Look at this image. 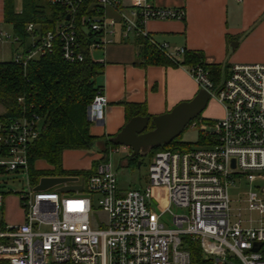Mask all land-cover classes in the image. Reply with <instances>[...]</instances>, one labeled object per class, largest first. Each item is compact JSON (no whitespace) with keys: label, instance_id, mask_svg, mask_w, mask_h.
Listing matches in <instances>:
<instances>
[{"label":"built area","instance_id":"2783aa9c","mask_svg":"<svg viewBox=\"0 0 264 264\" xmlns=\"http://www.w3.org/2000/svg\"><path fill=\"white\" fill-rule=\"evenodd\" d=\"M84 1L48 0L64 7L69 21L44 35L36 33L34 24H27V47L13 33L1 31L0 44L18 45L12 61L23 67L51 53L56 43L64 61L82 62L72 14ZM96 1L97 14L83 19L85 30L95 35L89 55L138 37L146 38L173 62L184 55L182 48L169 50L166 44L154 43L144 28L152 20L182 21L183 9L130 0L127 10L121 0ZM107 9L118 18L106 16ZM188 72L223 110L220 119L195 121L208 145L187 152L154 153L148 185L142 190H120L107 161L98 163L88 176H72L76 181L46 191H34L38 183L32 185L28 179L27 192L18 196L22 223L0 229V260L8 264H191L182 247V238L188 236L212 264H264V64H233L218 83L201 66L189 67ZM107 105L98 88L87 109L90 123L103 120ZM40 122L35 114L0 120V169L28 174L27 148L39 136ZM117 150L108 148L107 158ZM242 180L253 186L244 202L247 212L259 215L257 220L232 214L229 189ZM63 187L72 189L60 191ZM158 187L167 191V204L156 212L152 206L158 202L151 189ZM2 201L0 192V205ZM172 209L181 212L174 214ZM96 210L103 213V220L95 218ZM166 215L172 227L162 221Z\"/></svg>","mask_w":264,"mask_h":264},{"label":"trees","instance_id":"16d2710c","mask_svg":"<svg viewBox=\"0 0 264 264\" xmlns=\"http://www.w3.org/2000/svg\"><path fill=\"white\" fill-rule=\"evenodd\" d=\"M3 8L4 22L11 26L12 33L18 37L21 46H25L28 38L25 32L27 24H34L36 33L44 35L55 31L58 24L69 21L65 8L50 4L48 0H20L18 10L16 0H4ZM95 9H98L96 0H85L72 14L76 39L80 51L84 54L82 62L64 61L58 43L54 45L51 53L28 61L25 67L12 60L0 62V105L3 108L0 120L23 115L30 117L35 114L42 122L39 136L27 148L28 178L32 185H36L43 177L88 176L94 172L98 163L107 161L108 148L117 147L109 142L111 137L101 140L89 132L91 123L87 118V109L95 91L100 88L95 85V78L102 73L103 67L94 62L88 54V47L95 35L85 30L83 19L85 16L97 14ZM134 42L138 47L140 65H198L209 71L213 82H217L221 74V67L206 64L200 52H185L181 62H173L146 38L138 37ZM122 106L125 124L134 117L152 118L147 114L144 105L122 103ZM192 121L208 120L201 119L198 115ZM152 129L153 124L150 123L148 130ZM179 138L180 136L168 145L150 150L149 155L152 157L160 151L187 152L195 147L208 145L202 134L198 136L196 144L181 142ZM97 141L102 142L101 158L92 163V169H63L62 156L65 151H87ZM139 157H130L129 152L127 166L136 164ZM37 161L45 162L47 168H36ZM3 173L8 172L0 169V174ZM182 247L188 251L191 264H212V261L203 255L199 244L190 237L182 238ZM0 264L8 263L0 260Z\"/></svg>","mask_w":264,"mask_h":264},{"label":"crops","instance_id":"0c3cea01","mask_svg":"<svg viewBox=\"0 0 264 264\" xmlns=\"http://www.w3.org/2000/svg\"><path fill=\"white\" fill-rule=\"evenodd\" d=\"M121 1L122 7L128 10L130 0ZM149 2L154 7L185 11L182 21H148L144 28L151 40L158 45L166 44L169 50L182 48L185 52L202 53L206 64L221 67L222 71L216 83L224 78L233 64H264V0ZM3 7L4 0H0V32L8 31L3 28L10 26L4 22ZM19 7L16 6V10ZM106 16L118 18L112 9L106 10ZM9 28L11 29V26ZM9 47L12 60L16 47L12 44ZM93 53H96L97 57L91 59L103 67L102 73L95 78V85L102 89L108 105L102 123H91L89 132L101 140L115 136L125 125L122 103L144 105L147 114L154 117L169 112L180 103L191 101L200 90L188 72L189 67L140 65L138 47L134 40L117 41L93 50L90 57ZM182 58L183 56H180L178 62H181ZM222 116V107L214 99L208 101L200 114L201 119L208 121L220 119ZM67 152L70 151L63 153L62 161L64 155H69ZM72 152L80 155L83 151ZM100 158L101 154L89 158L87 164L79 166V161L78 164H71L77 166L74 169H63L89 171L92 169V163ZM118 187L126 191L119 183Z\"/></svg>","mask_w":264,"mask_h":264},{"label":"rangeland","instance_id":"374dc122","mask_svg":"<svg viewBox=\"0 0 264 264\" xmlns=\"http://www.w3.org/2000/svg\"><path fill=\"white\" fill-rule=\"evenodd\" d=\"M17 8L20 6V0H16ZM10 27V26H9ZM9 27H4L3 29L8 30L5 31L9 34ZM8 43L0 44V60L9 61L11 59V51ZM30 44V40L27 38L25 42V47ZM14 46V45H13ZM19 49V46H15ZM97 54L93 53L91 58L96 59ZM213 100V99H211ZM3 112V108L0 105V113ZM217 120V119H215ZM195 121H192L188 127L182 132L179 140L181 142L196 144L198 141V136L201 134L198 127L195 126ZM42 122L39 123L38 128L41 131ZM118 150L115 153L109 154L107 158V162L111 165L112 170L115 172L119 186L125 190H142L148 185V167L151 161V155L149 153L140 156L138 161L134 165L127 166V157L129 156V151L124 146H117ZM101 150V141L95 142L92 147L80 153V155H75V152H67L64 155L62 161V167L65 169H74L77 166H73L71 164H78L80 161V165L87 164L88 159L91 157H95L100 154ZM76 156V157H75ZM66 159L68 162H66ZM139 163V165H138ZM36 168L44 169L47 168V164L43 161H37L35 163ZM28 174L26 172H18V173H3L0 174V192L3 195V201L0 205V229L2 225L13 226L19 225L23 221V210L19 205L18 196L21 193L27 192L28 190ZM246 180H242L235 184L234 188L229 189L230 199L232 200L231 209L232 214L237 215L241 214V218H247L252 220L259 219V215L255 212H247L246 204L244 202L246 193L252 189L253 186L246 184ZM152 196L157 200V204L152 207L156 212L163 210L167 204V191L162 188H152L151 189ZM97 196H93V204L95 209H97ZM174 214H179L180 210L172 209ZM94 216L97 220H103V213L96 210ZM170 219L168 215L162 218V221L168 226L172 227L169 221ZM236 220V219H234ZM206 258V257H205Z\"/></svg>","mask_w":264,"mask_h":264},{"label":"water","instance_id":"95a60500","mask_svg":"<svg viewBox=\"0 0 264 264\" xmlns=\"http://www.w3.org/2000/svg\"><path fill=\"white\" fill-rule=\"evenodd\" d=\"M209 100V94L205 90H199L191 101L180 103L165 114L152 118L134 117L115 136L111 137L109 142L114 146L127 148L130 157L143 156L150 150L161 145H168L178 138L190 122L203 112ZM150 123L153 124L152 130H148ZM74 181L76 178L72 176L43 177L34 187V191H46L54 186ZM70 189L72 188L63 187L59 190L69 191Z\"/></svg>","mask_w":264,"mask_h":264}]
</instances>
